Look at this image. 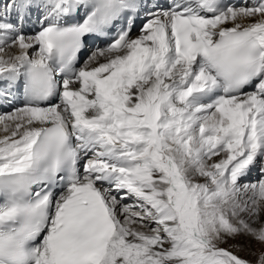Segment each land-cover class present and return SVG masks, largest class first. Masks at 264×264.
<instances>
[{"label": "snow or ice", "instance_id": "6c2138e0", "mask_svg": "<svg viewBox=\"0 0 264 264\" xmlns=\"http://www.w3.org/2000/svg\"><path fill=\"white\" fill-rule=\"evenodd\" d=\"M0 109V264H264V0H0Z\"/></svg>", "mask_w": 264, "mask_h": 264}, {"label": "rangeland", "instance_id": "374dc122", "mask_svg": "<svg viewBox=\"0 0 264 264\" xmlns=\"http://www.w3.org/2000/svg\"><path fill=\"white\" fill-rule=\"evenodd\" d=\"M225 246H227V245H225Z\"/></svg>", "mask_w": 264, "mask_h": 264}]
</instances>
